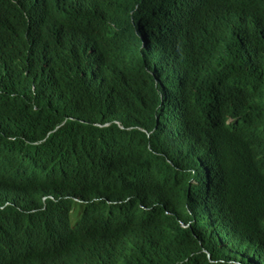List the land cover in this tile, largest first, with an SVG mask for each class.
I'll list each match as a JSON object with an SVG mask.
<instances>
[{"label": "trees", "instance_id": "1", "mask_svg": "<svg viewBox=\"0 0 264 264\" xmlns=\"http://www.w3.org/2000/svg\"><path fill=\"white\" fill-rule=\"evenodd\" d=\"M0 7V264H264V0Z\"/></svg>", "mask_w": 264, "mask_h": 264}, {"label": "bare ground", "instance_id": "2", "mask_svg": "<svg viewBox=\"0 0 264 264\" xmlns=\"http://www.w3.org/2000/svg\"><path fill=\"white\" fill-rule=\"evenodd\" d=\"M0 9H1V7H0ZM3 13H4V12H3ZM4 14H5V13H4ZM0 15H1V14H0ZM5 15H6V14H5ZM0 17H1V16H0ZM1 18H2V17H1ZM1 18H0V19H1ZM5 19H6V18H5ZM4 21H7V20H4Z\"/></svg>", "mask_w": 264, "mask_h": 264}]
</instances>
